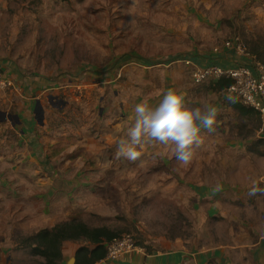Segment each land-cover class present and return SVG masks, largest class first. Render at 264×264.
<instances>
[{
  "label": "crops",
  "instance_id": "0c3cea01",
  "mask_svg": "<svg viewBox=\"0 0 264 264\" xmlns=\"http://www.w3.org/2000/svg\"><path fill=\"white\" fill-rule=\"evenodd\" d=\"M82 1L73 0L70 6H79ZM100 1L107 2L104 11L111 17L108 25L114 24L117 30L124 32L118 34V38H130L131 30H136L138 37L136 46L129 48L134 56L127 59L122 56V60H126L123 64L112 50V58L108 59V55L97 50L100 46L79 33L81 27L91 26V23L78 22L71 27L73 44L86 45V57L72 66L73 82L80 84L83 78L95 76L97 81L107 78L114 83L117 90L111 94L121 102H116V108L108 115L133 112L132 106L142 100L156 106L163 94L175 86L187 91L185 103L189 107L211 104L218 109L214 130L208 132L202 128L203 143L196 149L191 163L179 166L176 160L164 172L166 181L158 183L157 188L173 195L169 205L178 209L167 216L172 222L167 227L169 238L166 234L155 236L153 241L149 238L147 244L152 243L148 245L147 255L135 253L123 260L132 264H243L242 260L250 254L257 264H264V125L247 124L245 129L249 136H239V128L234 129L238 118L250 115L252 109L244 108L230 91L215 90L210 81L196 83L192 77L196 66L251 63V58L225 47L220 40L230 27L221 10L227 2L230 8L235 7L237 0ZM241 2V7L248 12L264 11V0ZM95 3L96 0L86 1L90 6ZM31 5L24 4L21 10H31ZM83 9L84 5L80 10ZM98 10L101 9L92 7L91 15L95 16ZM236 20H229L230 24ZM89 31L93 34L95 29ZM111 41V38L106 41V51ZM37 43L38 40L33 39L31 49ZM97 54L100 60H107L102 65L106 70L103 76L93 61ZM187 60L192 64H187ZM128 63H134L131 78L139 80L137 87L116 80L117 68ZM29 65L23 55L15 51L14 45L6 48L0 44V67L19 85L17 89L0 90V244L11 243L13 232L19 231L26 235L30 254L34 255L32 250L36 244L32 238L38 231L75 219L87 223L79 217L83 206L79 197L99 171L89 172L87 177L78 174L74 180L75 191L69 188L66 193L59 192L53 185V181L59 182V175L48 166L43 144L49 128L37 120V116L45 115L38 99L52 85ZM15 98L23 105L11 112L9 104H13ZM97 108L103 114L108 110L104 103H99ZM78 109L81 107L71 112L75 119L89 113L90 102L76 117ZM59 128L64 126L59 124ZM151 152L153 163H171L172 157L161 155L160 145L154 141ZM55 164L53 161V168L57 167ZM154 169L153 165L151 171ZM117 171L111 165L104 167L105 173ZM100 211L105 217L119 214L117 209ZM195 218L199 223V238L192 241ZM213 226L216 233L211 236ZM165 228L163 225L162 229ZM231 251L235 252L233 259L229 256ZM0 264L32 263L14 252L0 251Z\"/></svg>",
  "mask_w": 264,
  "mask_h": 264
},
{
  "label": "rangeland",
  "instance_id": "374dc122",
  "mask_svg": "<svg viewBox=\"0 0 264 264\" xmlns=\"http://www.w3.org/2000/svg\"><path fill=\"white\" fill-rule=\"evenodd\" d=\"M7 1L8 3L4 4V0H0V44L6 48L14 45L15 51L23 55L31 70L48 81V85H52L47 93L38 99L45 115L37 116V120L44 122L49 128L43 144L48 166L59 175V182L53 181V185L59 192L66 193L69 188L75 191L74 180L78 174L87 177L89 172L98 169L94 180L81 191L79 200L83 206L79 217L91 226L109 225L112 228L125 229L123 234H132L140 244H146L150 251L148 245L152 242L147 244L148 239L153 241L155 236L167 235V227L172 223L167 220V216L178 210L169 205L173 202V195L167 190L157 188L159 182L166 181L164 172L167 167L176 161L174 146L171 143L164 145L156 142L160 145L161 155L172 157L169 164L162 161L159 165L153 163L151 158L153 141L145 142L143 147H137L140 155L136 161H130L123 156L118 157L116 152L119 141L127 139V132L134 123V113L108 115L116 108V102H121V99L111 94L117 90L115 84L107 81V78L97 81L94 79L95 76L85 77L78 84L73 82L72 70L78 59L86 57V45L73 44L71 27L74 24L86 21L91 23V26L86 24L85 27H81L79 33L86 39H92L96 46H100L96 47L97 50L103 55H108V59L112 58L111 50L117 57H121V60L122 56L125 59L134 56L129 48L136 46L138 39L136 30H131L130 38H118L117 35L124 32L117 30L114 24L108 25L107 20H102V17L107 16V12L104 11L107 5L105 1L96 0L95 5L90 6L86 4L87 0H84L75 7L70 6L73 0ZM30 3L31 10L23 12L21 10L23 5L29 7ZM82 5L84 9L80 10ZM241 6V0H237L235 7L230 8L227 2V6L222 8L221 13L225 14L226 19L237 20L235 23H227L230 27L227 33L221 36V44L226 40L242 41L246 43L249 52L264 61V11L251 13ZM92 7H99L101 10L92 16L90 13ZM105 25H108L106 29ZM91 28L95 29L93 34L89 31ZM110 38L112 41L108 43L106 51L104 45ZM33 39L38 40V43L31 49ZM207 45L210 47L209 42ZM93 61L100 76H103L106 70L102 69V65L107 60H100V55L97 54ZM121 63H126V60H122ZM132 67L134 63L118 67L116 80L123 81L126 86H139V80L131 78L134 76ZM18 86L16 84V87ZM14 101L13 104H9L11 112L18 111L23 105L17 98ZM89 102L90 111L87 115L80 119H75L74 115H71L74 108L81 107L75 113V116L79 117ZM99 103H104L108 107L105 114L98 110ZM252 111L248 116H239L238 125L234 127L239 128L237 131L239 136H249L248 129H245L247 124L264 125V117L255 110ZM59 124L64 128H59ZM53 161L56 162V168H53ZM106 165L118 169L117 173H105ZM153 165L156 166L154 172L151 171ZM101 209H117L119 214L105 217ZM192 223L195 229L193 233L196 235L191 234L190 238L195 241L199 238V223L196 218ZM163 225L166 226L165 229H162ZM173 225L177 229V225L174 223ZM215 233L213 226L211 236ZM25 237V234L14 231L11 243L0 244V251L4 254L14 252L32 264H68L71 257L69 254L60 259L31 255ZM167 237L169 238V234ZM72 241L80 246L89 245L84 240ZM70 248V245L67 246V251ZM32 253L34 254V247ZM131 254L135 252L124 257ZM229 256L233 259L235 252L231 251ZM242 262L257 264L250 254Z\"/></svg>",
  "mask_w": 264,
  "mask_h": 264
},
{
  "label": "clouds",
  "instance_id": "9594fccd",
  "mask_svg": "<svg viewBox=\"0 0 264 264\" xmlns=\"http://www.w3.org/2000/svg\"><path fill=\"white\" fill-rule=\"evenodd\" d=\"M187 95V91L175 86L163 94L156 106L146 100L134 104V123L127 132V139L119 141L116 155L136 161L140 155L137 147L154 141L164 145L171 143L179 166L191 163L196 149L203 143L201 130H214L218 109L211 104L189 107L185 103Z\"/></svg>",
  "mask_w": 264,
  "mask_h": 264
},
{
  "label": "built area",
  "instance_id": "2783aa9c",
  "mask_svg": "<svg viewBox=\"0 0 264 264\" xmlns=\"http://www.w3.org/2000/svg\"><path fill=\"white\" fill-rule=\"evenodd\" d=\"M226 47H232L239 54L249 56L251 63H235L230 66L219 64L196 66L194 79L201 83L205 81L218 82L220 79H231V85L224 89L234 94L237 100L246 108H250L264 117V62L251 55L246 43L242 41H225ZM192 64L191 61H186ZM17 89L16 83L8 78L0 67V90ZM135 252L147 255V246L140 244L132 234H123L108 244V253L104 261L123 259L128 253Z\"/></svg>",
  "mask_w": 264,
  "mask_h": 264
},
{
  "label": "trees",
  "instance_id": "16d2710c",
  "mask_svg": "<svg viewBox=\"0 0 264 264\" xmlns=\"http://www.w3.org/2000/svg\"><path fill=\"white\" fill-rule=\"evenodd\" d=\"M110 19L111 17L107 15L104 20L108 21ZM227 22L230 21L227 20ZM194 70L193 68L192 77L198 83L194 79ZM210 83L215 90L221 91L228 88L232 80L223 78L218 82L210 81ZM124 232V229L122 231H114L113 228L105 225L89 226L82 220L75 219L51 229L45 228L38 231L32 238L36 244L34 246V255L60 259L64 256L62 247L65 241L84 240L89 245L85 244L79 247L75 264H98L107 257L108 244L121 237Z\"/></svg>",
  "mask_w": 264,
  "mask_h": 264
},
{
  "label": "water",
  "instance_id": "95a60500",
  "mask_svg": "<svg viewBox=\"0 0 264 264\" xmlns=\"http://www.w3.org/2000/svg\"><path fill=\"white\" fill-rule=\"evenodd\" d=\"M4 3L6 4L7 0H4ZM69 245L71 248H70V250L67 251V246H69ZM79 247H80V245L77 242H74V241H65L64 242L62 251H63L64 255L69 254L71 256L68 264H75L76 263V253H77ZM98 264H132V263L130 261L123 260V259H115V260H113L112 263H109L106 261H101Z\"/></svg>",
  "mask_w": 264,
  "mask_h": 264
},
{
  "label": "flooded vegetation",
  "instance_id": "af4514ba",
  "mask_svg": "<svg viewBox=\"0 0 264 264\" xmlns=\"http://www.w3.org/2000/svg\"><path fill=\"white\" fill-rule=\"evenodd\" d=\"M7 3H8V1H7ZM5 4V3H4ZM224 44V43H223ZM224 46H225V44H224ZM226 47V46H225ZM228 48V47H227ZM248 48V47H247ZM234 50V49H233ZM250 54L251 55H253V56H255L257 59H259L260 61H262L260 58H258L256 55H254V54H252L251 52H250ZM242 55V54H241ZM243 56H246V55H243ZM246 57H249V56H246ZM250 58V57H249ZM262 62H264V61H262Z\"/></svg>",
  "mask_w": 264,
  "mask_h": 264
}]
</instances>
